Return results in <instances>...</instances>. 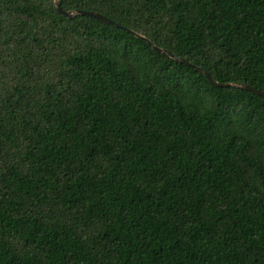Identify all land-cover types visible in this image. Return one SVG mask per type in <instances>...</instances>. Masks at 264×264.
<instances>
[{
	"label": "trees",
	"instance_id": "obj_1",
	"mask_svg": "<svg viewBox=\"0 0 264 264\" xmlns=\"http://www.w3.org/2000/svg\"><path fill=\"white\" fill-rule=\"evenodd\" d=\"M60 2L264 92V0ZM0 264H264V98L0 0Z\"/></svg>",
	"mask_w": 264,
	"mask_h": 264
},
{
	"label": "water",
	"instance_id": "obj_2",
	"mask_svg": "<svg viewBox=\"0 0 264 264\" xmlns=\"http://www.w3.org/2000/svg\"><path fill=\"white\" fill-rule=\"evenodd\" d=\"M53 2H54V8H55V10L57 12H59L60 14L64 15L65 17L69 18V19H73V18H75L77 16H89V17L98 19V20H100V21H102V22H104L106 24L115 26V27H117L119 29H123L125 31L131 32L136 37L145 40L147 42V44L154 51H156L157 53L165 54L168 57H170L171 59H173V60H175L177 62H180L182 64H185V65H187V66L195 69L196 71H198L199 73H201L210 82V84L213 85L214 87H218V88H227V87L239 88V89H243V90L249 91V92H251V93H253L255 95H258V96L264 98V92L258 90L257 88H255L253 86L247 85L245 83H241V82L220 83V82L214 81L211 78V76L204 69L193 65L192 63H190L189 61L185 60L184 58L174 56L168 50H165V49H162V48L158 47L155 43H153L151 40L147 39L145 36L140 35V34L134 32V31H131V30L125 28L121 24L116 23L115 21H113V20L105 17L104 15H102V14H100L98 12L86 11V10H79V9H74V10H71V11H64L62 9V7H61L60 0H53Z\"/></svg>",
	"mask_w": 264,
	"mask_h": 264
},
{
	"label": "clouds",
	"instance_id": "obj_3",
	"mask_svg": "<svg viewBox=\"0 0 264 264\" xmlns=\"http://www.w3.org/2000/svg\"><path fill=\"white\" fill-rule=\"evenodd\" d=\"M212 107H213V104H212V102L210 101V102L207 104L206 109H205V110H202L201 114L203 115V114H205L206 111H210V110L212 109Z\"/></svg>",
	"mask_w": 264,
	"mask_h": 264
}]
</instances>
